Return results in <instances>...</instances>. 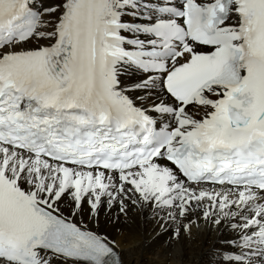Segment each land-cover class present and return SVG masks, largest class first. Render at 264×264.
I'll return each instance as SVG.
<instances>
[{
  "label": "snow or ice",
  "instance_id": "obj_1",
  "mask_svg": "<svg viewBox=\"0 0 264 264\" xmlns=\"http://www.w3.org/2000/svg\"><path fill=\"white\" fill-rule=\"evenodd\" d=\"M102 211L264 264V0H0V264H123Z\"/></svg>",
  "mask_w": 264,
  "mask_h": 264
},
{
  "label": "bare ground",
  "instance_id": "obj_2",
  "mask_svg": "<svg viewBox=\"0 0 264 264\" xmlns=\"http://www.w3.org/2000/svg\"><path fill=\"white\" fill-rule=\"evenodd\" d=\"M135 77H125L129 83ZM130 219L120 222L110 219L106 212H101L98 223L87 215L76 217V221L86 220V225L116 239L122 249L123 264H209V248L215 239L209 233L203 221L199 227L192 225L190 234L181 230L176 239L168 230L146 220L137 212L129 213Z\"/></svg>",
  "mask_w": 264,
  "mask_h": 264
},
{
  "label": "rangeland",
  "instance_id": "obj_3",
  "mask_svg": "<svg viewBox=\"0 0 264 264\" xmlns=\"http://www.w3.org/2000/svg\"><path fill=\"white\" fill-rule=\"evenodd\" d=\"M83 221L86 223V220L83 219ZM85 223H84V224H85ZM209 259H210V258H209Z\"/></svg>",
  "mask_w": 264,
  "mask_h": 264
}]
</instances>
